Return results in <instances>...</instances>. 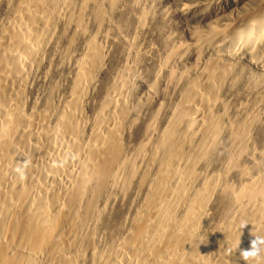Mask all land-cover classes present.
I'll use <instances>...</instances> for the list:
<instances>
[{
    "label": "bare ground",
    "instance_id": "bare-ground-1",
    "mask_svg": "<svg viewBox=\"0 0 264 264\" xmlns=\"http://www.w3.org/2000/svg\"><path fill=\"white\" fill-rule=\"evenodd\" d=\"M79 1L84 8L92 4L99 17L104 3L115 0ZM208 1L209 7L222 10L244 0ZM45 4V0H18L11 23L0 35V264H74V256L91 244V224L99 219L96 201L100 192L108 180H116L120 167L118 139L127 116L128 65L101 102L93 133L86 142L79 140L76 103L90 82L100 52L93 43L77 67L73 100L53 128L46 126L44 114L22 110L26 74L57 16L53 12L45 17ZM255 4L250 14L210 28L199 38L212 45L213 56L189 84L193 96L181 98L188 112L181 111L182 107L172 112L148 165L153 166L159 148L170 149L173 156L165 155L152 175L146 170L142 174L140 185L146 187L142 206L134 212L131 228L115 234L108 249L96 257L97 264H264V244L258 245L257 257L244 261L240 256L254 237L264 239V206L255 199L264 183V169L257 167L253 184L237 192L229 191L228 184L223 186L218 174L196 185L194 171L212 152L219 131L210 115L208 96L201 91L214 94L228 78L233 79L231 83L241 80L243 68L249 70L245 81L256 80L252 86L260 85L253 71L264 72L256 54L257 48L264 49V0ZM182 7L185 12L190 8ZM238 65L243 68L236 72ZM237 122L232 129L234 154L247 142L251 124L242 128L243 121ZM131 167L121 166L126 182L133 175ZM216 188L223 197L226 194L229 203L225 200L228 205L222 222L205 226V209Z\"/></svg>",
    "mask_w": 264,
    "mask_h": 264
},
{
    "label": "rangeland",
    "instance_id": "rangeland-1",
    "mask_svg": "<svg viewBox=\"0 0 264 264\" xmlns=\"http://www.w3.org/2000/svg\"><path fill=\"white\" fill-rule=\"evenodd\" d=\"M45 1V17L53 12L57 16L42 40L37 61L33 62L26 74L21 92L25 114L32 111L44 114L48 128L56 125L67 103L73 100L77 67L87 52V46L93 43L100 50L97 55L100 62H96L99 61L96 57L90 82L82 90V99L79 98L76 103L79 109L75 116L80 123L79 140L86 142L93 133L101 102L107 96L110 85L126 65L131 69L127 116L118 139V174L114 182L108 180V185L96 201L99 219L91 224V244L83 248L81 255H73L74 264H97L96 257L108 249L112 243L109 242L131 228L134 212L142 206L144 198L146 187L140 185L142 174L146 170L152 175L155 167L164 161L165 155L173 156L170 149L159 148L154 154L153 166L148 165L157 139L172 112L179 107H182L181 111L188 112L181 105V98L192 94L189 93V84L213 56L212 45L199 38L210 28L220 27L226 22L232 24L230 21L238 20L236 17L250 14L258 0H244L234 8L222 10L220 7H209L208 0H115L112 4L104 3L100 18L96 16L92 4L84 8L79 0ZM17 2L0 0V35L2 29L11 23ZM182 6H189L188 12L182 10ZM77 17L81 18L77 20L81 21V25L78 23L80 26H76ZM256 54L260 58L259 63L264 65V49L257 48ZM95 63H98L96 68ZM241 67L238 65L236 72ZM247 70L242 69V81L231 83L233 79L228 78L227 84L214 94L201 91L208 96L210 115L219 131L214 135L215 144L208 158L194 166L196 185L201 184V180L207 176L216 177L218 174L223 186L228 184L229 191L237 192L253 184L257 178V167L264 169V72L252 70L260 84L255 86L258 87L256 89L252 86L256 80L253 82L252 78L251 82H246V78H249ZM238 120L243 121L242 128L251 122L248 140L241 145L244 148L238 150L239 155L238 151L234 154L232 142V129ZM124 164L132 165L134 171L127 182L121 170ZM220 191L216 188L214 197L207 204L205 226H215L223 221L228 205L225 206V202L229 203V199L226 194L223 197ZM255 199L264 206V183ZM261 222H264V212ZM91 253L94 257H91Z\"/></svg>",
    "mask_w": 264,
    "mask_h": 264
},
{
    "label": "clouds",
    "instance_id": "clouds-1",
    "mask_svg": "<svg viewBox=\"0 0 264 264\" xmlns=\"http://www.w3.org/2000/svg\"><path fill=\"white\" fill-rule=\"evenodd\" d=\"M260 244H264V239L260 237H254V239L250 241L249 248L247 250L240 251L241 258L246 261L248 258L257 257L260 251L258 245Z\"/></svg>",
    "mask_w": 264,
    "mask_h": 264
}]
</instances>
